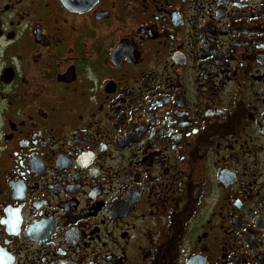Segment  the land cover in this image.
<instances>
[{"label":"flooded vegetation","instance_id":"af4514ba","mask_svg":"<svg viewBox=\"0 0 264 264\" xmlns=\"http://www.w3.org/2000/svg\"><path fill=\"white\" fill-rule=\"evenodd\" d=\"M0 264H264V0H0Z\"/></svg>","mask_w":264,"mask_h":264}]
</instances>
